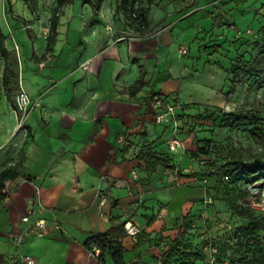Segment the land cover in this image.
I'll use <instances>...</instances> for the list:
<instances>
[{"label":"crops","instance_id":"1","mask_svg":"<svg viewBox=\"0 0 264 264\" xmlns=\"http://www.w3.org/2000/svg\"><path fill=\"white\" fill-rule=\"evenodd\" d=\"M191 2L102 0L95 9L94 0H76L62 8L53 51L47 50L50 21L43 30L34 16L15 21L27 24L17 30L25 59L19 84L33 103L25 135L16 133L15 97L8 88L0 96V172H16L0 193V264H24L26 255L35 264H99L84 241L127 220L141 232L124 237L125 260L166 263L169 242L185 218L216 224L225 206L219 198L223 186L218 187L225 174L220 176L215 164L199 165L197 153L212 150L216 136L210 123L197 124L189 106L218 96L210 88L195 91L183 77L188 67L178 48L186 32L177 26L218 2L207 0L194 12L186 8ZM185 8L193 13L186 16ZM64 52L68 57L61 59ZM156 93L179 97L183 104L177 118L184 144L175 152L169 149L173 128L156 121L151 103ZM212 112L213 117L219 114ZM199 113L206 115L205 108ZM142 146L171 165L150 171L148 162L137 158ZM38 190L48 232L16 244L9 232L24 227L22 217ZM138 240L141 245L135 248ZM107 264H114L110 257Z\"/></svg>","mask_w":264,"mask_h":264},{"label":"rangeland","instance_id":"2","mask_svg":"<svg viewBox=\"0 0 264 264\" xmlns=\"http://www.w3.org/2000/svg\"><path fill=\"white\" fill-rule=\"evenodd\" d=\"M206 1L192 0L186 8L194 9V12L204 8ZM75 2L76 0H73L69 4ZM217 2L218 5L204 11L191 12L193 14L183 18L177 26L186 32L179 40L185 42L178 48L179 55L188 67L186 76L183 77L193 84L195 91L212 89L213 93L217 94L215 96H218L217 100L195 102L189 107L193 108L197 124L208 122L214 126L211 131L216 139L211 156L216 160L215 170L220 176L225 174V164L229 161L233 162V168L238 167V163L245 162L246 165L253 166L251 168L255 171L251 172L247 166L243 167V173L238 170L231 175V178H238L236 185L227 182V188L219 190V198L224 201L225 206L218 211L216 224L213 225L212 220L208 218L190 216L191 219L185 218L180 223V234L183 235L185 243L193 245L194 249H184L171 239L165 264H247L254 257L264 253V218L259 223L260 228H248V218L238 207L245 188L249 191L253 184L264 186V167H261L264 165V64L253 66L251 63H242L243 67L249 69L246 70L243 80L237 84L235 91L229 92L233 77L229 73L231 65L239 58L248 61L259 58L264 53V0ZM55 5L56 0H0V21L3 30L8 34L5 44L9 50L7 59L0 52V96L6 95L9 87L10 97L14 100L20 90V72L25 59L17 40V30L27 24L22 26L20 22L15 21H20L24 15L34 16L41 19L42 28L49 24ZM186 8L183 14L187 16L191 13ZM207 11L213 15L208 16ZM77 12V16L88 20L85 13ZM57 41L54 40L53 47ZM69 47L71 46H66L67 53ZM67 53L64 55V52L61 59L68 57ZM8 63L9 70H6ZM220 69L228 71V75ZM6 76L9 78L8 86L5 85ZM175 100L182 104L179 97H175ZM203 107L206 115L199 113ZM213 110L220 115L213 117ZM242 110L253 111L259 118L253 123L236 119L234 115ZM19 132L20 130H17L16 133ZM184 250L200 252L206 260L200 262L198 256H185Z\"/></svg>","mask_w":264,"mask_h":264},{"label":"trees","instance_id":"3","mask_svg":"<svg viewBox=\"0 0 264 264\" xmlns=\"http://www.w3.org/2000/svg\"><path fill=\"white\" fill-rule=\"evenodd\" d=\"M73 0H56V6L53 10V13L50 17V28H49V33L47 35V50L48 51H53V44L54 40L56 39V36L58 34L57 27L59 25V20L60 16L62 14V8L72 2ZM102 0H94V8L99 9L100 4ZM155 0H148L149 3H152ZM142 21L147 23V12L146 10H143L142 13ZM216 17V16H215ZM217 20V19H216ZM23 23H26V20H22ZM8 38V34L3 30L1 21H0V52L4 57L7 59L9 50L6 47L5 41ZM248 65V63H251L256 66H261L264 64V53L259 58H254L251 60H244V58H239L236 63H233L231 67L229 68V73L232 74V80H231V85L229 92L232 93L235 91V88L239 82L243 80V76L246 74L247 67L244 66L243 64ZM6 70H9V63L6 65ZM14 73H12L13 75ZM9 84V78L6 76L5 79V85L8 86ZM8 89H10L8 87ZM234 117L236 119H244L246 121H249L251 123L255 122L259 117L253 112V111H239L237 112ZM206 146V145H205ZM200 149H203L202 147ZM202 151V150H201ZM212 151L213 150H203L202 152L210 157V159L205 163L209 165L215 164L216 160L212 158ZM138 159L146 160L148 162V169L150 171H153L156 169V167L160 164L164 166H170V162L168 158L165 156H160L158 155L157 152L149 148L148 146H142L140 149L138 155ZM233 163V162H232ZM230 161L225 164L227 167V170L225 171V175L223 178V181L221 180L218 183V187L221 188L223 186L227 188V182H232L234 185L237 182L238 178H231V175L234 173L241 171L242 173L245 171V169H242L243 167L247 166V169L249 171H255L252 169L251 165H246L245 162L238 163V167H231L232 164ZM231 167V168H230ZM261 167H264L261 166ZM237 168V169H236ZM242 169V170H241ZM16 172L14 171L13 168H5L0 172V193L1 189L4 186V181L11 176H15ZM229 176V179H225V176ZM255 178V177H254ZM229 180V181H228ZM224 182V183H223ZM230 186V185H229ZM250 194V190L248 191L247 188H245V191L242 193V196H240L241 201L238 202V207L239 209L243 210L245 212L246 217L248 218V228L256 230L257 228H260L259 223L261 220L264 218V213L253 208L250 203L248 202V196ZM125 223L124 221L120 222H113L112 226L105 232H96L92 233L85 241L84 245L85 247L90 250L94 251V248L100 249V253L98 254V262L99 264H107V258L110 257L113 261L114 264H142L141 261L135 260L131 262H127L125 260V252L126 249L124 247L123 239L125 236H127V231L125 229ZM174 241L184 247V249H194V246L188 243H185V240L183 238L182 234H178V236L174 239ZM139 245H141V241L138 240V242L135 245V248H137ZM185 256H198V258L202 260H206L204 254L200 252H187L184 250ZM166 260V258L164 259ZM160 264H165L164 262ZM247 264H264V253L261 254L260 256L254 257L252 260L248 261Z\"/></svg>","mask_w":264,"mask_h":264},{"label":"built area","instance_id":"4","mask_svg":"<svg viewBox=\"0 0 264 264\" xmlns=\"http://www.w3.org/2000/svg\"><path fill=\"white\" fill-rule=\"evenodd\" d=\"M32 98L23 89L15 95V111L18 116V129L27 134L26 120L32 109ZM151 103L155 110L156 121L159 123H166L173 128V136L169 140V149L173 152L177 151L183 146V139L180 137V124L177 118V109L181 106L174 97L156 93L151 97ZM197 159L200 163H206L210 157L203 152L197 153ZM132 175L134 178L138 177V172L133 170ZM225 179H229V176H225ZM250 194L248 196V202L250 205L264 213V186L261 184L251 185ZM107 199L106 195H102V202ZM140 201L136 202L139 205ZM45 209V204L41 198V193L38 190L36 195L29 199V208L27 213L22 217L24 227L18 231H10L9 237L16 244H23L30 237H43L48 232L47 219L41 216V212ZM125 229L130 236H137L141 232V228L132 222L127 220L125 223ZM96 255L100 253V249L94 248L93 251ZM24 264H35V260L30 256H24Z\"/></svg>","mask_w":264,"mask_h":264}]
</instances>
